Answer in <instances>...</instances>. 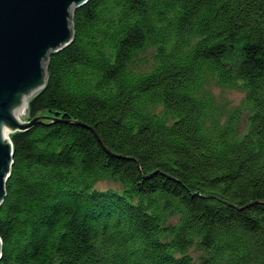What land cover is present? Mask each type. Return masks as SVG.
I'll return each mask as SVG.
<instances>
[{"label":"trees","instance_id":"1","mask_svg":"<svg viewBox=\"0 0 264 264\" xmlns=\"http://www.w3.org/2000/svg\"><path fill=\"white\" fill-rule=\"evenodd\" d=\"M73 28L12 135L0 264H264V0H90Z\"/></svg>","mask_w":264,"mask_h":264},{"label":"water","instance_id":"2","mask_svg":"<svg viewBox=\"0 0 264 264\" xmlns=\"http://www.w3.org/2000/svg\"><path fill=\"white\" fill-rule=\"evenodd\" d=\"M89 1L0 0V206L14 164L9 133L46 119L19 116L29 117L30 100L47 85L50 58L74 41V14ZM2 255L0 237V261Z\"/></svg>","mask_w":264,"mask_h":264},{"label":"rangeland","instance_id":"3","mask_svg":"<svg viewBox=\"0 0 264 264\" xmlns=\"http://www.w3.org/2000/svg\"><path fill=\"white\" fill-rule=\"evenodd\" d=\"M231 59L234 62H239L240 55L234 49L231 54ZM216 93L219 95L221 99H224L230 106L236 107L242 104L244 93L238 89H217ZM30 115V114H29ZM23 119V118H22ZM23 121L30 122V117L23 119ZM244 128L246 127L245 124ZM101 190L113 189L116 191H120L122 189L121 185L116 183L115 181H104L98 184L97 186ZM177 217H172L170 222H177ZM189 253L196 264H200V260L204 257L203 252L199 249L197 245H194L190 248Z\"/></svg>","mask_w":264,"mask_h":264},{"label":"bare ground","instance_id":"4","mask_svg":"<svg viewBox=\"0 0 264 264\" xmlns=\"http://www.w3.org/2000/svg\"><path fill=\"white\" fill-rule=\"evenodd\" d=\"M47 86V85H46ZM45 89V88H44ZM43 89V90H44ZM42 90V91H43ZM42 91H40L37 95H39ZM36 95V96H37ZM36 96H34L31 100H33ZM31 100H30V102H31ZM30 102H29V108H30ZM22 113H23V111H21V113H20V116H19V118L23 121V119H22ZM29 114H30V112H29ZM29 117H30V115H29ZM31 121V120H30ZM28 129H30V128H28ZM27 129V130H28ZM26 131V130H25ZM17 132H23V131H17ZM17 132H15V133H17ZM15 133H9V135H10V138H11V140H12V135L13 134H15ZM13 142V141H12ZM14 146V145H13ZM13 160H14V158H13ZM14 165V164H13ZM12 168H13V166H12ZM11 173H12V169H11ZM11 176V175H10ZM10 178V177H9ZM9 180V179H8ZM8 182V181H7ZM7 188V187H6ZM99 189V188H98ZM6 192H7V190H6ZM6 196H7V194H6ZM3 204V203H2ZM1 207V206H0ZM3 256V255H2Z\"/></svg>","mask_w":264,"mask_h":264}]
</instances>
